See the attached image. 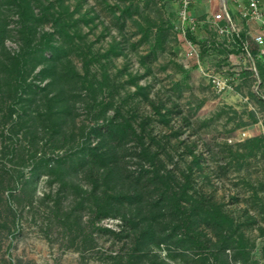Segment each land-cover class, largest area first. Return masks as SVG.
Returning a JSON list of instances; mask_svg holds the SVG:
<instances>
[{
  "label": "rangeland",
  "instance_id": "374dc122",
  "mask_svg": "<svg viewBox=\"0 0 264 264\" xmlns=\"http://www.w3.org/2000/svg\"><path fill=\"white\" fill-rule=\"evenodd\" d=\"M178 10L179 0H0V62L9 63L17 50L39 48L26 66V81L39 94L30 109L45 112V94L58 96L52 108L73 103L64 135L52 138L38 127V154L72 153L93 127L116 117L126 127L118 148L126 172L154 166L161 176L176 177L177 188L185 186L205 207L231 218L248 264H264V68L254 60L255 75L245 52L217 35L214 23H224L220 0H194L196 28L186 32L196 47L192 56ZM228 13L247 31L236 10ZM23 20L31 27L27 40ZM48 43L61 51L52 61L41 58ZM75 71L88 72L95 89L82 87ZM66 75L74 79L57 80ZM214 76L228 88L218 91ZM4 108L0 163L28 176L31 165L20 159L27 157L32 134L24 128L13 137L11 120L1 122ZM96 138L92 134L90 141ZM10 146L19 150L13 163L1 152ZM69 172L59 179L43 168L35 193L25 187L15 192L9 210L0 206V264H130L133 247L121 220L95 219L85 203L77 209L89 186L83 173ZM61 180L72 185L67 198L57 195ZM183 246H154L153 252L167 264H198L196 258L208 254ZM227 254L229 264H239L233 251ZM207 257L205 264L212 263L213 255Z\"/></svg>",
  "mask_w": 264,
  "mask_h": 264
},
{
  "label": "trees",
  "instance_id": "16d2710c",
  "mask_svg": "<svg viewBox=\"0 0 264 264\" xmlns=\"http://www.w3.org/2000/svg\"><path fill=\"white\" fill-rule=\"evenodd\" d=\"M20 29L27 40L31 27L26 20H23ZM242 37L246 38L244 34ZM249 42L250 49L254 53L255 48L251 41ZM27 43L29 47V40ZM45 49L47 53L42 54L41 58L46 61H52L54 55L57 58L60 56L59 48L53 47L50 43ZM50 49L52 51L49 53ZM29 50V53L22 49L17 50L9 57V63L6 64V60L0 62V110H3L2 107L6 109L1 122L5 125L6 120H11L8 128L13 133V137L18 136V131L25 128L26 135L32 134L33 143L26 150L27 157L20 159L31 165L28 176L23 174L22 168L12 171L11 166L0 163V206L4 205L9 210L11 200L16 196L15 192L21 189L24 191L25 187L35 193L43 176V168L56 171L59 179L63 178V174L69 177V169H72L77 173H83L87 179L86 185L89 186L85 189L87 196L78 203L77 209H83L82 205L85 203L88 204L95 219L112 216L121 220V227L127 230L126 237L130 238L133 247L128 257L130 264L146 263L152 259L151 264H167L153 252L154 246L161 245H165L167 250L182 248L183 245L206 250L208 254L196 258L198 264H205L209 254L213 255L212 263L209 264H229L227 251H233V259L239 264H248L249 254L244 251V239L242 236L236 239L233 221L227 214L217 207L208 208L207 205L205 207L203 200L189 195L185 186L177 188L179 184L176 177L165 178L159 174L157 168H152L154 166L148 168L141 166L140 169L130 173L120 166L121 157L118 156V148L123 145L126 127L116 117L93 127L86 134L85 141L72 153L56 157H48L43 152L38 154L35 147L39 143L40 130L42 133L43 130L49 132L52 138L55 136L58 138L59 134L64 135L68 122L72 120L69 107L73 108V103L67 101L68 107L52 108L58 103V96L53 94L48 97L45 94L43 105L48 109L43 113L30 109V105L38 100L39 94L37 89L31 88L30 83L26 81V66L30 57L36 59L39 48L29 47ZM31 53L34 54L31 56ZM75 73L82 87L87 90L95 89L91 80L87 82L88 72L83 76L77 71ZM65 78L74 79L66 75L60 76L57 80H66ZM2 84H5L9 90L4 92ZM49 85L50 83H47L43 88ZM6 92L8 97L3 96ZM106 108L102 112H105ZM38 127H41L40 130ZM92 134L98 139L96 143L90 141ZM1 152L9 163H13L19 150L10 146V150H1ZM69 184L70 182L61 180L60 193L58 192L57 195L60 196L62 193L67 198L66 189L72 188ZM204 227L210 230V236L207 235Z\"/></svg>",
  "mask_w": 264,
  "mask_h": 264
},
{
  "label": "built area",
  "instance_id": "2783aa9c",
  "mask_svg": "<svg viewBox=\"0 0 264 264\" xmlns=\"http://www.w3.org/2000/svg\"><path fill=\"white\" fill-rule=\"evenodd\" d=\"M224 12V23L219 25L214 23L218 36L225 37L229 42L243 50L252 62V69L257 75L256 65L260 63L264 68V6L260 0H220ZM194 0H179V10L177 13L178 23L181 28V34L188 46V55H196V47L192 41L186 39V32L193 31L196 28V22L191 18L190 10ZM230 9L236 10L241 19L248 25L247 31L241 32L236 23L228 13ZM243 34L246 38H243ZM249 40H248V39ZM255 48L252 53L250 42ZM212 83L218 91L228 88L226 80L214 76Z\"/></svg>",
  "mask_w": 264,
  "mask_h": 264
}]
</instances>
